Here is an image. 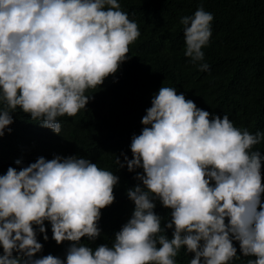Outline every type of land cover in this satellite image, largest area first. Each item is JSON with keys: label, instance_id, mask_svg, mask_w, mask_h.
I'll return each mask as SVG.
<instances>
[{"label": "clouds", "instance_id": "9594fccd", "mask_svg": "<svg viewBox=\"0 0 264 264\" xmlns=\"http://www.w3.org/2000/svg\"><path fill=\"white\" fill-rule=\"evenodd\" d=\"M213 20L202 0L180 18L192 63L205 60ZM140 35L120 0H0V138L18 108L60 135L58 118L86 109L95 92L86 93L109 76L118 81ZM198 68L210 71L206 62ZM145 112L131 158L115 154L137 183L126 189L134 207L111 246L82 238L101 236L118 175L78 154L16 159L19 167L0 173V264H178L182 248L193 254L189 264H232L240 258L234 242L254 257L247 264H264V153L254 150L264 131L237 127L176 87L161 85ZM47 225L57 245L69 242L63 258L42 254Z\"/></svg>", "mask_w": 264, "mask_h": 264}, {"label": "trees", "instance_id": "16d2710c", "mask_svg": "<svg viewBox=\"0 0 264 264\" xmlns=\"http://www.w3.org/2000/svg\"><path fill=\"white\" fill-rule=\"evenodd\" d=\"M129 18L138 23L140 37L130 45V59L101 88L90 90L95 99L75 117H59L60 135L39 126L19 108L15 111L11 133L0 138V173L22 159L26 165L37 157L51 159L54 154H78L120 177L115 188V202L102 209L101 236L95 242L82 238L93 248L99 243L111 246L114 232L127 221L134 207L126 189L134 186V173L119 170L116 155L123 150L131 158L132 135L139 134L141 118L151 106V99L161 85L176 87L186 98L212 113H227L237 127L250 132L264 131V0H202L213 13L210 43L202 50L205 60L192 63L184 55L185 39L180 18L193 15L201 0H120ZM206 62L210 71L201 72ZM264 153V141L254 147ZM116 154V155H115ZM123 160V157H120ZM140 171V169H138ZM157 213L168 218V209L157 202ZM163 223V222H162ZM47 224V222H46ZM43 241V255L65 256L69 242L57 245ZM163 226V224H162ZM166 234L171 238L172 230ZM232 264H247L254 257L240 255ZM2 251V249H0ZM193 254L181 249L178 264H189Z\"/></svg>", "mask_w": 264, "mask_h": 264}]
</instances>
